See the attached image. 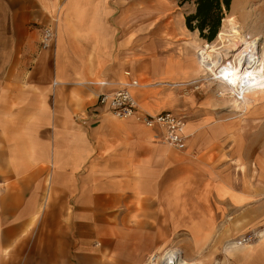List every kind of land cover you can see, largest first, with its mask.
Segmentation results:
<instances>
[{"label": "crops", "instance_id": "crops-1", "mask_svg": "<svg viewBox=\"0 0 264 264\" xmlns=\"http://www.w3.org/2000/svg\"><path fill=\"white\" fill-rule=\"evenodd\" d=\"M130 3L0 0V264H147L173 249L187 264H264V151L224 178L208 130L186 121L177 149L97 106L135 79L140 109L169 111L152 81L198 71L162 37L170 21ZM244 234L257 238L234 244Z\"/></svg>", "mask_w": 264, "mask_h": 264}, {"label": "rangeland", "instance_id": "rangeland-1", "mask_svg": "<svg viewBox=\"0 0 264 264\" xmlns=\"http://www.w3.org/2000/svg\"><path fill=\"white\" fill-rule=\"evenodd\" d=\"M132 1L135 0H126L124 5L130 6ZM141 2L144 20L158 16L164 17L165 22L170 21L169 27L174 32L168 36L165 32L161 33L162 37H167L170 45L176 50L193 51L198 70L185 80L171 82L157 79L152 81V85L168 89L171 98L168 100L174 103L169 111H177L183 115L185 121L193 122L197 134L198 130H208V137L212 141L208 150V163H210L208 165L211 168L219 171L222 168V173L219 174L224 178H229L232 171L234 175L238 172L240 177L246 178V168L253 162L257 166L256 159L262 156L264 151V94L249 97L251 100L247 99V104L241 102L235 92L218 84L219 80L212 79L214 75L198 63L197 54L200 48L205 47L206 60L208 62L212 58L219 60L222 67L232 59L226 58L225 54L233 48L232 45H235L233 37L241 34L249 41L259 38L256 48L259 55L264 57V0H232L230 10L220 26V29L223 26L224 35L221 37L217 35L211 42L202 39L197 31H190L185 25V16L195 10L193 2L183 4L179 0H141ZM206 43L209 46H205ZM238 50L234 53L239 52ZM192 138L188 136V140ZM201 140L198 138V141ZM255 173L257 176V168ZM241 237L233 241L234 244H237ZM252 242L253 240L249 243ZM174 251L179 253L178 259H181V264H187L183 251L180 249ZM196 261L193 259L192 262Z\"/></svg>", "mask_w": 264, "mask_h": 264}, {"label": "bare ground", "instance_id": "bare-ground-1", "mask_svg": "<svg viewBox=\"0 0 264 264\" xmlns=\"http://www.w3.org/2000/svg\"><path fill=\"white\" fill-rule=\"evenodd\" d=\"M224 32L222 26L218 33V37L223 36ZM233 39H235V41L233 40L235 45H232L233 48L231 47L232 49L226 51L225 54L226 58L232 59L226 64H223L224 66L221 67L220 65H222V63L220 64L219 60H213V58L208 62V60H206L207 51L204 49L205 47L200 48L198 62L204 69L209 71L211 75H214L212 78L213 80H219L218 84L231 89V91L235 92L238 96L237 99L247 104V102L251 100L249 97L264 94V57L259 55L256 48V43L259 41V38L249 41L244 35L240 34L237 37L234 36ZM205 46H209V44L206 43ZM250 47L251 49H249ZM239 48H241L240 51L238 50ZM237 50L239 52L234 53V51ZM178 257V253L174 250H168L159 256L157 263L152 264H181V259H178ZM153 261L154 259L151 260V262Z\"/></svg>", "mask_w": 264, "mask_h": 264}, {"label": "built area", "instance_id": "built-area-1", "mask_svg": "<svg viewBox=\"0 0 264 264\" xmlns=\"http://www.w3.org/2000/svg\"><path fill=\"white\" fill-rule=\"evenodd\" d=\"M53 36L54 34L51 28H44L41 46L48 47ZM138 86L139 83L135 79L123 82L113 92L100 94L97 106L100 107L101 110L109 112L120 119L133 117L147 127H157L162 142L177 149H183L188 140V135L185 131V118L176 115L172 111L164 110L156 114H149L140 109L133 94V89ZM254 239L255 237L253 234H247L242 236L241 239L237 241L236 245L249 243ZM158 258L159 256L152 255L147 264L157 263ZM152 259H154L153 262H151Z\"/></svg>", "mask_w": 264, "mask_h": 264}, {"label": "trees", "instance_id": "trees-1", "mask_svg": "<svg viewBox=\"0 0 264 264\" xmlns=\"http://www.w3.org/2000/svg\"><path fill=\"white\" fill-rule=\"evenodd\" d=\"M179 2L181 4L193 2L195 10L185 16V25L190 31H197L202 39L211 42L217 37L232 0H179Z\"/></svg>", "mask_w": 264, "mask_h": 264}]
</instances>
